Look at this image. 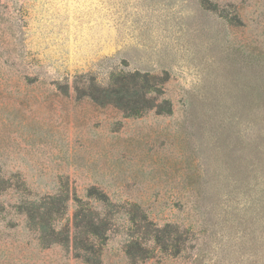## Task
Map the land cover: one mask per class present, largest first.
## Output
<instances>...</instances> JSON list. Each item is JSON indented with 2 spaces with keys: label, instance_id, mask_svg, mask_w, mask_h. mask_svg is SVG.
I'll return each mask as SVG.
<instances>
[{
  "label": "rangeland",
  "instance_id": "1",
  "mask_svg": "<svg viewBox=\"0 0 264 264\" xmlns=\"http://www.w3.org/2000/svg\"><path fill=\"white\" fill-rule=\"evenodd\" d=\"M120 70L167 76L171 113L76 97ZM0 174L67 193L60 223L77 199L105 213L87 190L105 193L100 264H264V0H0ZM2 201L0 264H88ZM146 222L178 225L179 249Z\"/></svg>",
  "mask_w": 264,
  "mask_h": 264
},
{
  "label": "trees",
  "instance_id": "2",
  "mask_svg": "<svg viewBox=\"0 0 264 264\" xmlns=\"http://www.w3.org/2000/svg\"><path fill=\"white\" fill-rule=\"evenodd\" d=\"M167 76L151 74L149 72L117 71L110 74L105 84L97 83L94 78L76 81L72 85L77 98L87 97L97 106L111 105L121 110L126 116H140L149 110L157 114H170L171 103L166 98H159L163 92L162 84ZM57 89L68 93V84H57ZM12 190L16 193V201L10 205L14 210L24 215L26 225L38 233V240L43 246L58 244L71 249L74 257L82 259L88 264H100V251L102 250L110 229V213L113 204L105 193L90 187L87 196L106 206V212L101 214L87 202L75 199L77 204L72 215L66 222L60 223L66 214L68 194L63 190L55 194H47L31 198L24 184L14 175L4 177L0 174V219L5 212L2 196ZM112 215V214H111ZM130 221L135 222V216ZM144 221L146 218L143 217ZM151 226L149 231L153 242L166 249L174 247L178 250L179 244L174 233L178 232V225L165 223L157 226L153 222H146ZM148 232V229H147ZM141 241L131 238L126 243L125 252L131 259L145 258L146 248Z\"/></svg>",
  "mask_w": 264,
  "mask_h": 264
}]
</instances>
